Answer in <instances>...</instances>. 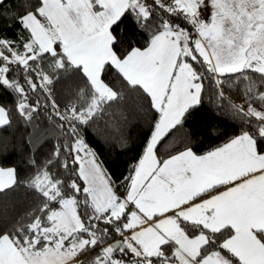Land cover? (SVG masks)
I'll return each mask as SVG.
<instances>
[{"label":"snow or ice","instance_id":"obj_1","mask_svg":"<svg viewBox=\"0 0 264 264\" xmlns=\"http://www.w3.org/2000/svg\"><path fill=\"white\" fill-rule=\"evenodd\" d=\"M0 20L19 25L0 35V129L16 118L39 133L29 173L0 164V194L23 188L26 201L0 219V264H264V0H0ZM230 78L241 104L225 96ZM205 81L239 133L161 160ZM127 93L158 118L116 184L85 135ZM41 115L59 135L38 159Z\"/></svg>","mask_w":264,"mask_h":264},{"label":"trees","instance_id":"obj_2","mask_svg":"<svg viewBox=\"0 0 264 264\" xmlns=\"http://www.w3.org/2000/svg\"><path fill=\"white\" fill-rule=\"evenodd\" d=\"M23 2V0H18ZM0 23H3L0 20ZM15 28H3L0 35L15 38ZM123 27V26H122ZM110 79V75L105 77ZM231 87H225V96L237 104L243 103L244 83L236 82L234 78L227 80ZM206 94L202 106L188 117L183 127L171 131L157 146V156L161 160L167 159L169 155H175L182 151L185 146H194L197 154H203L220 146L231 136L239 133V121L234 119L226 107L227 102L218 105L212 89L205 81ZM57 84L53 92V98L64 106V93ZM0 100V102H4ZM42 106L45 104L44 97H40ZM43 112V108L41 109ZM158 118L155 111L149 110L147 104L135 93H127L118 103H114L106 110V114L99 119L88 134L85 135L86 142L98 156L103 167L111 175L116 184L126 183L125 177L129 175V168L140 158L148 136H150L151 125ZM39 129L48 130L47 141L37 153V158L49 152L52 145L56 143L53 129L45 115H41L35 122ZM33 139L39 133L33 134V126H25L22 121L14 118L10 127L0 129V143L7 147V151L0 155V164L4 166H18L20 175L23 177L31 171L25 163L28 156L29 136ZM117 191L123 194L124 188ZM26 206L25 192L23 188L7 195L0 194V219H11L20 213ZM118 237H116L117 239ZM111 242V241H109Z\"/></svg>","mask_w":264,"mask_h":264},{"label":"rangeland","instance_id":"obj_3","mask_svg":"<svg viewBox=\"0 0 264 264\" xmlns=\"http://www.w3.org/2000/svg\"><path fill=\"white\" fill-rule=\"evenodd\" d=\"M205 18H207V15H206V13H205Z\"/></svg>","mask_w":264,"mask_h":264},{"label":"built area","instance_id":"obj_4","mask_svg":"<svg viewBox=\"0 0 264 264\" xmlns=\"http://www.w3.org/2000/svg\"><path fill=\"white\" fill-rule=\"evenodd\" d=\"M118 239V238H117Z\"/></svg>","mask_w":264,"mask_h":264}]
</instances>
